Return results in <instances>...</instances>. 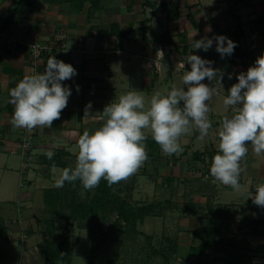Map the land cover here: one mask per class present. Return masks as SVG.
I'll list each match as a JSON object with an SVG mask.
<instances>
[{
    "label": "crops",
    "instance_id": "crops-1",
    "mask_svg": "<svg viewBox=\"0 0 264 264\" xmlns=\"http://www.w3.org/2000/svg\"><path fill=\"white\" fill-rule=\"evenodd\" d=\"M233 14L240 17L243 29L238 55L221 58L215 40L206 52L192 49L190 37L195 32L193 40L223 35L234 42ZM209 26L211 31L206 32ZM0 30L6 31L7 40L13 43H0V170L7 178L15 165L20 187L29 182L36 188L45 182L36 172L38 165L46 171V182L59 178L63 169L44 162L47 151L65 150L63 159L76 163L79 136L100 128L105 106L120 95L138 91L147 107L155 92L166 94L172 84L187 90L182 76L191 70L186 62L189 54L211 61V66L223 73L221 85L218 79L202 81L218 93L208 101L212 128L203 140L195 129L181 137L184 152L171 155L172 161L165 154L146 160L150 166L146 174L157 172L151 176L149 202L155 203V219L161 217L159 213L164 215L165 222L158 221L168 224L165 238L179 258H184V264H264V208L248 197L264 183V154L256 155L248 145V154L241 161L240 192L213 183L212 177L205 179L203 174L206 166L210 174L223 117L235 113L232 106H224L223 99L238 82L237 76L264 54V0H0ZM60 32L63 38L58 37ZM163 36L170 41L163 42ZM19 39L41 41L48 49L34 58L26 45L17 43ZM50 56L76 69L75 76L61 82L71 89L67 107L51 128L28 132L13 127L10 89L26 74L44 73ZM157 59L158 64L147 67ZM89 103L92 107L85 115ZM24 144L29 146L27 153H23ZM30 191L34 193L32 189L20 192L22 203ZM200 226L213 228L206 231L207 237L217 242L198 257L190 253V247L200 243L193 234Z\"/></svg>",
    "mask_w": 264,
    "mask_h": 264
},
{
    "label": "clouds",
    "instance_id": "clouds-1",
    "mask_svg": "<svg viewBox=\"0 0 264 264\" xmlns=\"http://www.w3.org/2000/svg\"><path fill=\"white\" fill-rule=\"evenodd\" d=\"M205 31H211L210 26ZM195 35L196 32L190 37L192 49L206 52L215 40L221 58L232 55L236 47L223 35L193 40ZM186 62L191 66L182 76L187 90L172 84L166 94L155 92L147 101V107L140 92L129 91L105 106L102 126L92 133L85 130L79 136L75 167L64 168L55 186L62 188L65 182L74 185L79 181L83 189L91 191L102 179L108 186L128 179L148 159L144 141L149 134L168 156L182 151L181 137L191 130H197L201 140L208 136L212 128L208 101L218 93L215 87L202 81L218 79L221 85L223 73L214 69L211 61L198 55L189 54ZM75 75L76 69L71 64L54 56L47 59L44 73L26 74L9 91V102L14 105L11 125L28 132L35 128H51L53 122L60 119L71 95V89L61 82ZM228 78L231 79V75ZM237 80L223 99L224 106H232L235 113L231 117L224 116L221 121L218 151L211 159L209 172L213 183L219 182L240 192L239 180L244 171L241 161L248 154V145L256 155L264 154V54L257 57L246 73L241 72ZM91 107V103L86 105L85 115H89ZM45 155L51 160L55 153L47 151ZM249 196L255 205L264 208V183L256 186L254 196L251 193Z\"/></svg>",
    "mask_w": 264,
    "mask_h": 264
},
{
    "label": "rangeland",
    "instance_id": "rangeland-1",
    "mask_svg": "<svg viewBox=\"0 0 264 264\" xmlns=\"http://www.w3.org/2000/svg\"><path fill=\"white\" fill-rule=\"evenodd\" d=\"M187 135L189 136L190 133ZM27 147L29 146L23 145V153H27L29 149ZM183 152L182 149L172 157L182 155ZM162 154L163 152L160 153V155ZM169 158L172 161L171 156ZM14 166L7 178L3 176L2 169L0 170V216L7 218L5 225L8 227L9 234V237L5 239L0 236V264H43L44 255L38 249V243L47 235L45 220L51 216L48 205L44 201V193L47 188L56 187V180L46 182V171L43 169L44 167L38 165L36 172L45 177V182L40 186L36 185V188L29 182L20 187L18 186L19 172L14 170ZM147 166L145 161L135 174L115 184L113 190L119 191L120 195L127 198L133 205L147 204L152 198L150 196L151 176L157 173L153 171L148 176L145 169L149 171L150 166ZM23 167H25L24 164ZM57 168L60 170L59 167ZM208 168V166L205 167L203 174L204 178L207 176L209 179L211 176L208 173ZM53 170L56 168L54 167ZM40 182L42 183L43 180ZM157 183L160 185L162 182ZM65 187L69 188V183L66 182ZM27 189L34 190V193L32 194L30 191V197L22 203L19 199L20 192L27 191ZM170 191L168 189V193ZM93 192L94 189L91 191L83 189L79 182L73 195L74 199L70 198L71 194L69 193L68 197L64 199L63 214L70 215L73 210V201H88ZM157 192L161 191L157 190ZM155 215L145 216L142 223L141 220L138 221L137 232L127 230L129 224L121 220L122 229L117 230V226L114 231L105 236L103 232L117 217L115 211L110 214L101 211L97 216L86 220L80 217L65 218L56 214L53 218L57 234L55 239L57 240L61 234H65L70 244L69 259L60 264H88L91 258L94 259L95 264H184V260H182L184 258H179L178 252L171 250V247L174 248V246H169L170 243L165 238L169 235L168 224L164 225L158 221V219H162L161 221L165 222L164 215L157 214V216H161L158 219L154 218ZM149 233L153 236L150 243L161 250L164 247L163 252L168 258L151 253L146 235Z\"/></svg>",
    "mask_w": 264,
    "mask_h": 264
},
{
    "label": "trees",
    "instance_id": "trees-1",
    "mask_svg": "<svg viewBox=\"0 0 264 264\" xmlns=\"http://www.w3.org/2000/svg\"><path fill=\"white\" fill-rule=\"evenodd\" d=\"M4 23H6L7 17H4ZM234 19V29L232 35L234 36V43L236 47L233 50L232 55L239 54L240 41L239 37L243 33L242 23L240 17L237 14H233ZM170 41V39L162 37V41ZM242 54V53H241ZM146 145V151L148 153V159H159L162 157L160 155L161 149L158 144L154 142L151 138V135H148L146 141H144ZM55 155L51 160H49L46 155L44 156V162L47 165H58L61 166L62 169L66 167L74 168L76 163L68 164L67 161L63 159V156L67 154L65 150H57L54 152ZM66 184V182H65ZM65 184L62 188L51 187L47 188L44 193V201L46 205H48V210L51 212V216L47 218L45 221L47 223V227L45 228L46 237L38 243V249L44 255V263L43 264H60L63 261H67L70 257V249L67 235L61 234L59 239H55L56 229L54 224V216L59 214L65 218L80 217L81 219H90L97 216L101 211L108 212V214L112 212H116L117 217L113 220L107 227V229L103 232V235H108L112 231L122 229L121 220L127 222L129 227L126 228L130 230V232H137V223L140 220H143L145 216L153 214L155 203L148 202L147 204L142 205H133L127 198L122 197L119 191H114L112 186H108L106 180H101L99 186L94 188V192L89 196L88 201L80 200L78 202L73 201V210L70 215L63 214L64 212V199L67 198V194H71L70 198H73L75 189L79 184V181H76L75 184L69 183V188L65 187ZM59 205V206H58ZM125 229V230H126ZM211 227L200 226L194 229L193 234L200 239V243L196 246L190 247V253L192 255L200 256L211 244L216 243L217 241L213 238L207 237L206 231L212 230ZM148 238V245L150 246L151 253L155 255H162L165 258L168 256L163 252L164 247L157 248L154 244L150 243L152 238L151 235L146 234ZM0 236L2 238H8V227L5 225V220L0 216ZM171 246V245H170ZM171 250L175 252V249L171 247ZM61 253H64L63 255ZM88 264H95L93 258H91Z\"/></svg>",
    "mask_w": 264,
    "mask_h": 264
},
{
    "label": "built area",
    "instance_id": "built-area-1",
    "mask_svg": "<svg viewBox=\"0 0 264 264\" xmlns=\"http://www.w3.org/2000/svg\"><path fill=\"white\" fill-rule=\"evenodd\" d=\"M58 37L63 38L64 33L63 32L58 33ZM8 38H9V34L4 30H2V31L0 30V43L1 44L6 43L7 45L11 46V44H13V43L8 41L7 40ZM15 42H17V41H14V43ZM17 43L22 44V45H26L34 58L41 57L43 55V53L45 52V50L48 49L47 44H45L41 41H37V40L31 41V42H26L24 39H19ZM159 59H157L155 61V63L149 62L147 67H153V65L158 64Z\"/></svg>",
    "mask_w": 264,
    "mask_h": 264
}]
</instances>
